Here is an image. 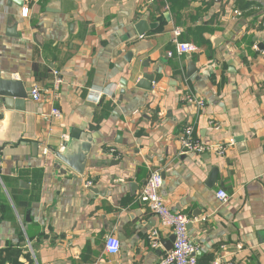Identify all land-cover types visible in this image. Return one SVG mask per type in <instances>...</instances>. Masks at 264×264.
Here are the masks:
<instances>
[{
	"label": "crops",
	"instance_id": "obj_1",
	"mask_svg": "<svg viewBox=\"0 0 264 264\" xmlns=\"http://www.w3.org/2000/svg\"><path fill=\"white\" fill-rule=\"evenodd\" d=\"M178 28L197 52L176 53ZM261 44L264 0H0V80L29 91L22 111L0 98V264H157L173 235L139 199L154 172L197 264H264ZM189 125L226 154H184Z\"/></svg>",
	"mask_w": 264,
	"mask_h": 264
},
{
	"label": "built area",
	"instance_id": "obj_2",
	"mask_svg": "<svg viewBox=\"0 0 264 264\" xmlns=\"http://www.w3.org/2000/svg\"><path fill=\"white\" fill-rule=\"evenodd\" d=\"M23 15L27 16V10L23 12ZM182 35V29L178 28L174 31L173 43L176 47V53L179 56L185 54H192L198 51V47L193 43H184L180 41ZM171 57L172 53H168ZM56 80L55 85L58 88L62 83L63 79L60 77L59 73H55ZM32 98L39 102L42 99L41 92L38 88H33L31 90ZM183 102L188 104H196L200 109L205 108V102L200 99L187 96L183 99ZM1 113V104H0ZM51 116L55 118L61 117V112L59 109L54 108L51 112ZM183 145L184 154H206V153H216L220 156L226 154L228 146L213 144V145H203L195 137L192 126H186L183 130V136L181 138ZM91 185L90 182L87 183V187ZM164 180L161 172H154L148 178L146 185L139 196L140 201L146 205L150 211L159 218L160 224L164 228L170 229L175 240L173 247L168 251L157 264H197V253L199 248L195 242L192 241L190 237L189 225L194 223L187 215L182 213L172 212L166 203L165 198L162 195ZM219 199L226 203L229 200V196L226 194L218 195ZM197 222V221H195ZM148 239L151 241V247L157 249L162 246L163 241L159 235L158 231H154ZM121 249L120 242L117 237L109 236L107 238L106 251L111 255L119 254ZM212 264H225L220 259H217Z\"/></svg>",
	"mask_w": 264,
	"mask_h": 264
},
{
	"label": "water",
	"instance_id": "obj_3",
	"mask_svg": "<svg viewBox=\"0 0 264 264\" xmlns=\"http://www.w3.org/2000/svg\"><path fill=\"white\" fill-rule=\"evenodd\" d=\"M13 2L22 4V0H12ZM154 26H151L150 28H153ZM137 29L139 31V34L142 36L144 35L145 31H146V20H142L139 22V24L137 25ZM261 49L264 48L263 44H261V46H259ZM144 79L149 82L152 83L154 82V78L152 76H144ZM125 85H126V81L123 80L122 81V89L119 92V97L122 98V96L125 93ZM32 90V89H31ZM30 90V92H31ZM28 92L23 84L20 81L17 80H9V81H2L0 80V98H3L4 100H8L11 99L15 105V109L22 111L24 110V106H25V102L28 99ZM75 138V136L73 137ZM77 138V137H76ZM81 159L84 158V156L82 155L80 157ZM77 169V167H76ZM215 181V176L211 177V185L214 183ZM192 227V225H189V229ZM174 236L172 237V243L169 244V246H167L168 251H170L173 247V243H174ZM171 245V247H170Z\"/></svg>",
	"mask_w": 264,
	"mask_h": 264
}]
</instances>
